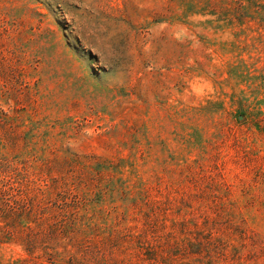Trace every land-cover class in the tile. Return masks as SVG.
I'll use <instances>...</instances> for the list:
<instances>
[{
  "label": "rangeland",
  "instance_id": "obj_1",
  "mask_svg": "<svg viewBox=\"0 0 264 264\" xmlns=\"http://www.w3.org/2000/svg\"><path fill=\"white\" fill-rule=\"evenodd\" d=\"M0 264H264V0H0Z\"/></svg>",
  "mask_w": 264,
  "mask_h": 264
}]
</instances>
